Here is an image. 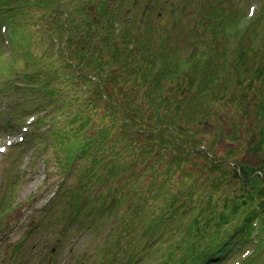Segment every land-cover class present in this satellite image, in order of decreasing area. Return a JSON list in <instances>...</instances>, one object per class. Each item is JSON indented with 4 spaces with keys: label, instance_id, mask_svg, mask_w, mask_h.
Here are the masks:
<instances>
[{
    "label": "trees",
    "instance_id": "1",
    "mask_svg": "<svg viewBox=\"0 0 264 264\" xmlns=\"http://www.w3.org/2000/svg\"><path fill=\"white\" fill-rule=\"evenodd\" d=\"M45 2L43 4L48 10L54 7L57 11L55 18L57 16L59 18V14L68 10L67 22L70 29L66 34L65 24L61 18L55 20L56 30L52 31L48 27L47 34L52 40H56V42L50 41V45L46 47L48 52L54 55L53 60L61 68L60 72L65 80L74 83L77 79H81L87 84L84 89L75 85V92L68 98L69 102L77 107L74 111L78 120L81 121L76 125L75 133L72 131L70 135V131L55 129V134L60 136L64 146L71 149L69 154L71 153L77 168L80 170L79 162L84 156L90 155L91 163L86 162L84 169H81L91 181L106 183L112 178L123 179L122 187H119L120 196L117 203L119 202L120 206L123 202L127 203V209L131 207L130 216L134 214L136 218L146 221L155 219L157 220L155 225L165 223L161 212L158 214L157 201L141 202L150 190L156 189L160 202L165 204L169 213L166 221L168 227L175 223L178 229L184 218L188 220L187 230L195 229L199 237L192 243L184 245L182 254L178 256V263L173 260L169 250L165 258L167 260L163 264L190 262L211 264L215 261L213 255L216 249L220 255L217 261H220L222 256L224 257L238 243L239 235L249 232L251 221L255 216L254 210L248 211V216L242 220L234 236L229 235L228 232V219L232 213L228 214L227 211L217 214L214 223H204V225L201 223L199 216H204L211 207L205 204L199 206L197 212L193 210L196 197L201 195L198 194L200 183L205 190H209L208 198H212L220 184L221 188L225 187L224 183L230 172L226 169L231 168L223 156L219 163L215 161L219 158L216 152L212 151L214 146L211 144L208 147L215 157L210 161L206 155L209 160L206 164V175H201L202 179L199 176L200 183L194 178L189 183L191 188L186 189L187 193L184 191L185 198L173 207L177 195L174 194L171 186L177 184L176 172L181 171L184 174L181 180L195 174L194 168H183V163L190 162L195 165L190 160V156L205 155L201 149V143L204 144L205 139L195 136L201 131L195 130L193 134H186L185 131H189V128L184 123L189 124L193 120H198L200 124L208 125L215 113L221 114V111L213 105L212 101L215 98L211 96L219 97L231 109V111L228 110L231 115H224L229 121V128L223 135L225 128L222 122H217L213 130L216 133L221 131V138L228 140L230 144L227 149L228 154L237 157L244 154L243 151L239 154L238 152L245 148L246 132L252 135L250 144H246L247 150L251 151L252 148L259 150L264 143V62L258 65L250 61L248 63L246 53L251 49L247 48L249 44L246 39L241 37L230 44L228 35L221 36L215 44H212V51L203 49L200 53H196L201 56L191 62L186 59H176L171 52L156 57L151 54L150 42L142 40H129L122 46H115L112 36L114 28L111 27L105 35L98 37L102 42L90 48L86 43L96 35L93 33V26L97 18L95 17V20L92 18L89 23H83L90 34L86 36V39H78L79 20L74 17L66 3L62 1L64 10H61V5L55 1ZM79 6L83 7L84 3H80ZM96 10L100 8L97 7ZM221 14L216 16L217 19L221 18L218 23L208 25L224 30L228 19L224 12ZM215 15L216 13L211 17ZM230 20L232 22V17ZM24 26L16 27L13 31L14 36L24 38V34L20 31ZM152 26L155 28L150 24L147 29ZM124 31L126 37L128 29ZM209 37L214 38V34ZM45 42L46 40L43 39V44ZM130 44L134 46L132 50L128 49ZM56 45L59 46L57 51ZM214 51L217 52L216 59L206 58L205 54L213 56ZM115 61L120 62L123 72H108L105 69L108 63ZM185 65L186 68L181 69ZM6 70V66L2 64L0 66V72L4 71L1 75L2 82H7L4 76ZM54 73L55 70L52 69L42 75L44 80L41 84L49 87L47 91L51 94L57 91L56 87L48 84ZM252 104L253 109L250 110ZM250 114L257 115L256 118H259L257 128L250 125ZM247 125L250 126L249 129ZM80 131H90L91 134H87L81 141L78 139ZM215 139L221 140L216 135ZM124 149L129 151L126 152ZM125 154L128 156L126 159ZM129 156H134L132 161H127ZM211 162L213 166L221 163L224 173L218 175V180L211 177V172L216 170L212 168ZM139 163H144L138 169L140 173L137 172ZM234 165V171L230 172V176H236L242 182H248L257 170H262L264 173L263 165L252 166L249 162L241 163L240 161L235 162ZM160 166L163 167L160 168ZM126 173L131 178L129 184L125 181ZM256 176L250 178L251 186L264 192L262 184L258 185L263 178L261 175ZM210 177L213 181L208 180ZM181 180L180 183H182ZM145 182L148 183L147 186ZM188 197L190 201H187ZM74 198L77 200L76 195ZM249 198L253 199V196ZM246 202L244 199L243 203ZM228 205L233 208L232 212L238 211L239 204L236 200ZM180 208L183 210L178 218L176 213L179 214ZM210 220L213 218L210 217ZM166 234L167 232L164 235ZM221 245H223L222 249Z\"/></svg>",
    "mask_w": 264,
    "mask_h": 264
},
{
    "label": "rangeland",
    "instance_id": "2",
    "mask_svg": "<svg viewBox=\"0 0 264 264\" xmlns=\"http://www.w3.org/2000/svg\"><path fill=\"white\" fill-rule=\"evenodd\" d=\"M190 1L196 0H174L171 2L167 0H154V2L153 0L151 2L149 0H104V3L107 5V10L101 13L96 12L97 7L101 6V2H99V0H65V3L67 6H70L74 17L79 20V26L77 27L78 39H86V36L90 34V31L83 25V23H89L92 21L93 15L98 17L96 24L93 26V33L96 35L86 43L90 48L93 42L100 44L102 40L98 37L105 35L108 28L111 27L114 28V30H112V33H114L112 36L115 41V46H122V44H126L129 40H146V42H150L151 44V54L156 57L159 55H166L171 52L176 59L181 58L191 62L196 59V57L191 55L192 44L200 45L198 36L196 35L199 32L203 33L204 30L201 23H199L197 27H194L193 20L192 18L190 19V11L188 8L186 9L188 16L184 22L185 27L181 29V24L179 22L178 29L166 40L164 46L160 45L161 36L157 30L153 28V26L147 29V26L156 22L159 28L166 31L176 20V15L180 13V6L182 4L189 6ZM210 1L212 0H206V2ZM80 2H84V6L81 8L76 6L77 3ZM250 3L251 2H249V0H223L220 3V8L227 10L235 8L241 13H246ZM144 5H149L150 9H154L153 12L155 16L153 14L149 15V12L148 14H145L146 21L141 27H139L138 22L140 21L141 8ZM128 7H131L130 11H127ZM261 9H264V1H262L258 12ZM211 10L220 12L217 9H210L209 11ZM31 11H34L35 14L33 18L27 19L31 23V28L30 35L26 37L25 40L18 38L17 42L13 41L11 45L10 43L8 44L4 38L2 41L0 37V52L3 56L2 61L5 66L9 67L7 76L10 77L8 82H2L3 77L0 76V92L2 91L6 93L8 97L13 99V107L11 109H13L14 115L10 122L4 119V112L9 110L10 107L9 104H6L7 102L4 103V99L0 98V146L5 144L9 134L11 133L10 131L14 127H16V130L18 129L22 131V126L27 125L28 123V121L23 120L29 114L35 112L39 113V111H37L38 109L45 108L50 103L61 99L63 100L62 106L57 108L52 114H49L48 118L54 121L55 126L65 125L64 128L72 129L75 122L78 121L73 114L77 107L75 105H67L68 98L75 92V85L82 88L87 87L86 82L84 80L81 81V79H77L74 83L72 81L65 80L60 72L61 68L57 66V63L53 60L54 55H51L46 48L50 45V41L52 40L49 34L46 33L48 31V27H50L52 31L56 30L54 25L55 20L60 18L64 19V13L59 14V18L58 16L55 18L56 16L52 15L50 10H46V12H44L41 6L34 8ZM26 12H15L12 14L13 21L17 27L22 26V21L25 17H22L21 15ZM237 15L238 14H236V16ZM119 22L120 24H118ZM204 24L206 32H209V27L206 25L207 22L205 21ZM28 26L29 24L27 23L26 27ZM258 26L259 25L257 23L253 24V27L255 28ZM26 27L23 30L20 29L24 35ZM214 27L216 28L217 26ZM126 28H128V31L127 36L125 37L124 29ZM31 32L38 34L36 37H31ZM220 32L221 30L219 29L218 33ZM260 35L261 31H258L255 38L258 39ZM44 36L46 38V42L42 45L34 46V39L41 41L40 38ZM218 40L219 39L215 38L216 42ZM254 45L257 49H259L257 43H254ZM133 48V45H128L129 50H132ZM162 49H164V51H162ZM161 52H163V54H161ZM87 57H89V55H87ZM52 69L55 70V73L53 78L49 80L48 84L56 87L57 91L51 94L47 91L49 87L42 86L41 83L44 80L42 75L47 74V71ZM105 69L108 72H123L120 62L117 61L108 63ZM124 73L127 72L124 71ZM104 74L107 75V73ZM168 83H170V81H168ZM211 97L215 98V100L212 101L213 105L221 111V114L220 112V115L215 113L213 115L214 117L210 118L209 123L206 126L200 124L198 120H193L189 124L184 123L189 128V131H185V133L193 134L195 130L201 131L199 135L195 136L205 139L206 147L210 144L214 146L212 151L214 153L216 152V155L219 158H216V162L221 161V156H223L225 161L236 162L238 160L249 162L252 166L263 165L264 167V143L259 150L256 148H252L251 151L247 150L246 144H250L252 139V135H250L249 132H246L247 134L245 136L244 144L245 148H241L242 150L238 152L239 154L243 151L244 154L240 157L228 154L227 149L230 145L228 140L224 137L221 138V131L217 133L214 132L213 126H216L215 123L217 122H222L225 128L222 134L225 133L229 128V121L224 117V115H231V109L229 106H226L225 102L219 97ZM252 109L253 104L250 107V110ZM3 110L4 112H2ZM256 116L257 115L250 114L249 119L251 120L250 125L256 126L257 128L259 125V118H256ZM246 123L249 124L247 121ZM39 124L42 123L39 122ZM242 127L245 128L244 126ZM246 127L247 129L250 128L249 125ZM33 131H37L38 133V138L36 140L30 139V134ZM48 131H41L40 127L34 123L30 126V131L27 132L26 140L23 143L19 144L17 147L9 148L4 154L0 153V223H4L3 229L0 228V264H41V261L42 264H48V259L50 258V248L56 244V242L49 241L44 238L48 236V232L45 234L43 230L33 231L34 225L46 213L45 209L50 203V201H48L49 194L56 188L57 184H59L61 191L60 196L53 204L54 207L58 206L60 202L65 201L66 198H68L64 194L63 190L70 173L60 165V149L57 148L58 145L53 141V133H49ZM251 131L252 130H250V132ZM215 135L221 140L217 141L215 139ZM61 156L63 157V154ZM212 157L214 159L215 155ZM26 158H29V161H27ZM133 158L134 156H129L127 161H132ZM191 160L195 163V165L187 162L188 165L186 164L185 167L188 169L194 168V177L206 175L207 160L205 157L195 155L191 158ZM143 165L144 163L138 164V173H140L138 169ZM220 165L221 163L218 166H213L211 162L212 168L216 169L211 172V177H215V180H218V175L220 173H224ZM176 166L179 168L178 165ZM162 167L163 166H160V168ZM260 172L261 171H256L255 174H259ZM124 177L127 184H129L131 181L130 175L126 173L124 174ZM211 177L208 179L209 181H213ZM226 179L225 187L221 189V184L218 187L221 189V193L214 195V201L216 202L215 208H218V210H221V206L225 202L226 198L236 196L241 193V185L243 182L238 180L236 177L233 179ZM122 182L123 179L121 182H118V186L116 187L119 188ZM145 184L148 183L145 182ZM186 184L187 182L185 179L183 180L182 185L179 184V188H182L183 192L185 191ZM102 187L103 185H97L98 190ZM175 188H178V186ZM202 188L203 186L201 189ZM250 190L252 189H249V191ZM224 191H227L228 193ZM58 209L61 213L60 219L63 221H61V223L54 221L53 223L58 224V232L62 233L67 216L65 214V208L62 205H60V208L58 207ZM116 217L117 215L114 214L104 224L92 223L94 229H90L86 234L77 233L74 235V231H71L68 235L66 248L63 251L61 250V253L56 258L58 259V264H72L76 260L75 257L78 256V254H68L67 252L69 247H73L76 253L81 250L82 254L79 256L78 261L82 259L84 253L93 251L90 256L84 255L86 264H88L92 258H101L100 250H103L105 253L104 250L107 247L105 240L108 239L110 228L113 227V229H116L118 227L119 219L115 220L114 218ZM81 219L86 220L87 217ZM45 224L49 225L51 223ZM83 232L84 230L82 233ZM142 239L143 241H146L145 238ZM18 242L19 244L24 243L23 247L29 245L30 242H35L34 245L27 247L26 257L24 259L20 257V261L13 259L10 255V252ZM170 243L171 242L168 241L164 243V246H168ZM151 246V257L163 259L162 248L156 243ZM244 247L246 248V245ZM243 250L244 248H241L234 255L230 256L227 260H225L226 262L224 264H232L234 259ZM262 253H264V250ZM124 257L125 255L122 252L116 254V259ZM25 259L28 260L24 261ZM66 259H68V262H66ZM261 261L262 263L264 262V254ZM133 264H144V262H138L137 259H135Z\"/></svg>",
    "mask_w": 264,
    "mask_h": 264
}]
</instances>
